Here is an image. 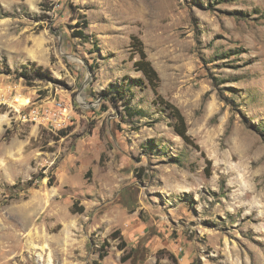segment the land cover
Returning a JSON list of instances; mask_svg holds the SVG:
<instances>
[{"label":"rangeland","instance_id":"1","mask_svg":"<svg viewBox=\"0 0 264 264\" xmlns=\"http://www.w3.org/2000/svg\"><path fill=\"white\" fill-rule=\"evenodd\" d=\"M97 262L264 264V0H0V264Z\"/></svg>","mask_w":264,"mask_h":264},{"label":"trees","instance_id":"2","mask_svg":"<svg viewBox=\"0 0 264 264\" xmlns=\"http://www.w3.org/2000/svg\"><path fill=\"white\" fill-rule=\"evenodd\" d=\"M84 28L88 26V19H84ZM80 25V24H79ZM76 36L79 37H86L89 38L88 35L85 34L84 30L77 29L76 30ZM131 51H137L139 53L140 58L135 61V66L138 71L142 72V75L147 79L148 83L150 84V87L154 91L156 95L157 102L160 104L164 105L169 112L171 113V117L174 120V130L177 134H179L187 143L194 145L195 147L199 148V144L195 141V139L189 134L188 132V125L186 122V118L184 114L182 113L181 109L175 105L173 102L170 100L166 99L162 94L159 93L158 91V86H159V80L160 76L157 71V69L154 67L153 63L151 60L148 58V54L146 52L145 44L142 41V39L136 35L133 34L131 35ZM16 73L19 74V76L24 77L26 81L29 83H32V79L38 78V79H47L51 80L53 79L52 72L50 71L49 68L43 66V65H38L37 63L33 62L31 65H25L21 71L15 70ZM137 82L140 84H144L145 81L143 78H138ZM126 95V90H119L114 94L115 97L125 99ZM63 135H65L64 132ZM46 175L43 174L42 178H44ZM38 176H34L33 178L23 182L26 187L31 188L34 186L36 179ZM54 175L52 176L51 180L49 183H53ZM20 183L18 182L13 187L15 186L19 187ZM108 252L105 250H101L99 252V259H103ZM124 259V258H123ZM97 264H102L101 262H97Z\"/></svg>","mask_w":264,"mask_h":264},{"label":"built area","instance_id":"3","mask_svg":"<svg viewBox=\"0 0 264 264\" xmlns=\"http://www.w3.org/2000/svg\"><path fill=\"white\" fill-rule=\"evenodd\" d=\"M31 115L34 118V120H38V118H41L44 121L46 120L47 123L51 127H56L58 129H62L64 127L63 124L62 125H58V121L64 119V121L67 122V119H68L67 112L62 111L61 113H52L51 110L49 108H47L46 105H42L41 109H39V108L33 109L31 111ZM26 118H27V116H26ZM54 118H56V119H54Z\"/></svg>","mask_w":264,"mask_h":264}]
</instances>
